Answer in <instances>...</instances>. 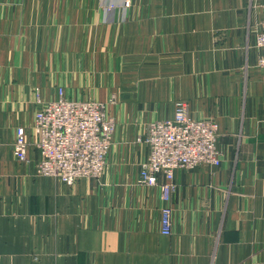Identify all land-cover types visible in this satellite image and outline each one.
Instances as JSON below:
<instances>
[{
    "label": "crops",
    "instance_id": "crops-1",
    "mask_svg": "<svg viewBox=\"0 0 264 264\" xmlns=\"http://www.w3.org/2000/svg\"><path fill=\"white\" fill-rule=\"evenodd\" d=\"M262 4L0 0V264H264ZM59 87L115 119L99 178L37 171L35 112ZM178 99L218 121L221 162L175 170L165 234L160 186L138 181L139 137Z\"/></svg>",
    "mask_w": 264,
    "mask_h": 264
},
{
    "label": "built area",
    "instance_id": "built-area-1",
    "mask_svg": "<svg viewBox=\"0 0 264 264\" xmlns=\"http://www.w3.org/2000/svg\"><path fill=\"white\" fill-rule=\"evenodd\" d=\"M131 0H123L129 7ZM256 31V44L264 48V5ZM264 67V54L259 57ZM37 101L41 102L38 95ZM114 117L106 106L94 99H75L64 95L59 87L54 99L44 102L35 112L33 131L37 136L40 159L37 171L74 184L81 178H99L104 172L112 134ZM219 123L213 118H195L189 112L188 101L178 99L172 117L152 121L145 137L149 151L141 163L138 181L159 185L166 204L161 210V231L172 232L171 191L175 188V170L192 169L200 164H220L217 145ZM26 127L17 126L13 152L20 161L28 160ZM164 180L159 181V175Z\"/></svg>",
    "mask_w": 264,
    "mask_h": 264
},
{
    "label": "bare ground",
    "instance_id": "bare-ground-1",
    "mask_svg": "<svg viewBox=\"0 0 264 264\" xmlns=\"http://www.w3.org/2000/svg\"><path fill=\"white\" fill-rule=\"evenodd\" d=\"M218 134H219V131H218ZM220 150V149H219ZM221 152V151H220Z\"/></svg>",
    "mask_w": 264,
    "mask_h": 264
},
{
    "label": "rangeland",
    "instance_id": "rangeland-1",
    "mask_svg": "<svg viewBox=\"0 0 264 264\" xmlns=\"http://www.w3.org/2000/svg\"><path fill=\"white\" fill-rule=\"evenodd\" d=\"M264 4H262V6H263Z\"/></svg>",
    "mask_w": 264,
    "mask_h": 264
}]
</instances>
